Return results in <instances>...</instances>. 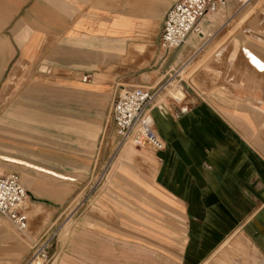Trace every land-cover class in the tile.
<instances>
[{"label":"crops","instance_id":"crops-1","mask_svg":"<svg viewBox=\"0 0 264 264\" xmlns=\"http://www.w3.org/2000/svg\"><path fill=\"white\" fill-rule=\"evenodd\" d=\"M177 1L0 0V105L18 75L50 67L91 74L76 81L77 89L159 90L151 106L165 142L159 151L121 145L111 118L114 95L102 109L77 98L79 120L104 128L97 150L86 151L81 164L88 172L99 168L104 186H141L145 200L177 203L183 264H201L239 228L256 236L264 256V69L247 54L264 64V0L230 1L201 20L202 34L164 49L165 18ZM0 158L71 178L26 158Z\"/></svg>","mask_w":264,"mask_h":264},{"label":"rangeland","instance_id":"rangeland-1","mask_svg":"<svg viewBox=\"0 0 264 264\" xmlns=\"http://www.w3.org/2000/svg\"><path fill=\"white\" fill-rule=\"evenodd\" d=\"M84 75L72 68L50 67L45 73L18 75L13 89L4 95L0 153L29 159L71 178L0 158V172L18 173L29 194L24 207L26 231L17 230L0 214V264H183L185 224L177 203L145 200L150 197L141 186H104L99 168L88 172L81 164L86 151L97 150L104 128L79 120L83 116L76 110L77 98L91 99L95 109H102L110 106L114 95V88L104 86L91 91L74 88ZM127 144L151 148L134 141ZM254 237L237 229L201 264H264ZM46 238H50L48 256L36 258V249Z\"/></svg>","mask_w":264,"mask_h":264},{"label":"built area","instance_id":"built-area-1","mask_svg":"<svg viewBox=\"0 0 264 264\" xmlns=\"http://www.w3.org/2000/svg\"><path fill=\"white\" fill-rule=\"evenodd\" d=\"M230 1L242 5L251 0H178L169 9L161 36V47L176 49L181 47L192 34H202L201 20L207 14H216ZM86 73L83 81L91 80ZM159 90L144 86H118L111 106V118L121 136V145L134 141L138 145L150 146L156 151L165 148L164 140L159 136L151 115V106ZM29 197L21 176L16 173L0 172V214L7 218L19 231L28 229V216L24 210ZM50 238L38 246L36 258L48 256Z\"/></svg>","mask_w":264,"mask_h":264},{"label":"bare ground","instance_id":"bare-ground-1","mask_svg":"<svg viewBox=\"0 0 264 264\" xmlns=\"http://www.w3.org/2000/svg\"><path fill=\"white\" fill-rule=\"evenodd\" d=\"M251 54H252V53H251ZM253 59H254V61L256 62V64H257L259 67H261V68L264 67V65H263L262 63H260L259 60L255 59V57H253ZM263 69H264V68H263ZM2 158L8 159V160H10V161H15V162H18V163H22V164L28 165V166H30V167H32V168H37V169L39 168V167H36V165H32V164L27 163V162L25 163V162H22V161L13 160V159L8 158V157H2ZM45 172H47V171H45ZM48 172H50V173L52 174L51 171H48ZM53 174H54V173H53Z\"/></svg>","mask_w":264,"mask_h":264},{"label":"water","instance_id":"water-1","mask_svg":"<svg viewBox=\"0 0 264 264\" xmlns=\"http://www.w3.org/2000/svg\"><path fill=\"white\" fill-rule=\"evenodd\" d=\"M248 54V56L250 57V60H251V62L255 65V66H257L258 68H260V69H262L261 67H259L257 64H256V62L254 61V59H253V57H255L253 54H251V53H247ZM255 59H257V60H259L258 58H256L255 57ZM260 61V60H259ZM260 63H262L261 61H260ZM263 64V63H262ZM264 65V64H263ZM264 68V67H263Z\"/></svg>","mask_w":264,"mask_h":264}]
</instances>
